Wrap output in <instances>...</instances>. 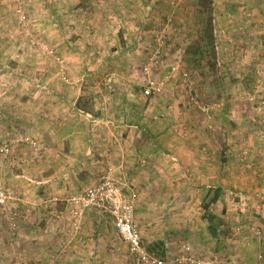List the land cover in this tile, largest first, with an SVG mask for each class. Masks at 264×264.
I'll use <instances>...</instances> for the list:
<instances>
[{
  "label": "rangeland",
  "instance_id": "obj_1",
  "mask_svg": "<svg viewBox=\"0 0 264 264\" xmlns=\"http://www.w3.org/2000/svg\"><path fill=\"white\" fill-rule=\"evenodd\" d=\"M78 1L72 0L73 5H77ZM87 1L90 2L86 7L93 14L94 26L106 18L101 16L103 10L110 11L113 4L125 2ZM148 1L147 5L141 3V6L152 9L157 2L168 4L170 14L167 12V21L164 22L167 29L173 28L174 23L190 27L191 33L186 39L198 41V44H192L196 62L183 63V53L177 47L182 33L175 27L166 34L162 33L163 37L149 36L153 46L150 59L142 66L140 78L130 82L137 88L140 98L117 94L115 97H99L97 91L101 86L88 80L90 91L80 95L76 103L92 116L103 114V120L141 122L144 118L151 119L153 134L163 130L165 121H169L170 127L179 132L183 126L192 131L191 125L196 121L210 122L216 126L218 138L224 134L227 124L231 128L239 127L238 131L233 128L226 147L220 142V149L223 154L232 149L230 155L234 169H241L246 174L256 172L260 162L257 152L259 154L261 146H264V0ZM65 2L71 7L69 0ZM82 2L80 0L76 7H82L79 6ZM86 17V14L79 15L81 21ZM153 18L154 15H148L149 21ZM109 20L111 28L116 27L113 15ZM24 28L28 29L27 21ZM12 35L0 28V43L16 42L17 35ZM76 35L75 31L67 34L69 39ZM166 43L168 48L163 52ZM42 50L55 56L53 49ZM8 61L0 63V89L1 85L5 89L15 85L13 76H9L11 81L7 79V70L12 72L10 69H14L12 60ZM56 61V73L60 81L66 82L69 79L63 76L66 74L64 61L60 58ZM29 66H26V71H30ZM46 83L47 78H44L42 86ZM20 86L24 87L23 94H19L21 96L0 94V105H24L23 112L15 116L0 111V189L5 197L0 203V264H132L106 214L87 210L78 222L80 228L72 225L67 200L80 195L103 176L118 182L124 194H138L135 207H139V200L145 197L146 211L136 208L134 224L142 245L150 253L166 264H178L177 259H184L181 257H185V261L208 257L214 241L208 238L211 235L207 230V220H204L207 214L203 205H207L208 213L219 219L218 230H228L220 209L210 203L215 190H211L201 201L200 223H187L180 216L167 215V211L180 208L162 205L159 184L156 183L159 174L155 170L160 169L161 161L153 158L145 164L130 154L144 144L148 132L137 134L139 138L126 152L129 157L122 160L116 157L115 150L104 153L101 152L104 148L86 143L82 144L84 149L81 148V153L70 154V146L61 141V135L58 138V130L54 141H50L52 135L49 136V133L53 130L49 125L52 114L48 109L57 108L60 111L57 112L58 119L65 122L71 117L67 106L77 95L62 98L45 92L37 95L38 91L34 93L36 83H29L27 79H23ZM146 89L151 91L149 96L144 95ZM116 104L126 111L115 110ZM32 105L41 109V125L35 129ZM146 105L151 109L147 117L143 113ZM66 115L69 117L66 118ZM56 140L59 143L55 145ZM48 145H53L55 150L46 151L44 147ZM154 145L160 155L168 152L162 143ZM86 152L89 154L86 155ZM170 163L176 164V161ZM140 187L146 190L141 191ZM238 193L241 192H236V195ZM251 194L241 193L234 199L239 202L241 197L245 204L261 200L256 194ZM248 207L246 205L244 209ZM196 210L191 208L190 213L195 216L189 217L195 221ZM180 231L189 234L186 238H178L176 233ZM191 231L201 234L194 237ZM186 248L189 250L186 251ZM185 261L183 263L191 264ZM212 261L236 264L224 256H216Z\"/></svg>",
  "mask_w": 264,
  "mask_h": 264
},
{
  "label": "crops",
  "instance_id": "obj_2",
  "mask_svg": "<svg viewBox=\"0 0 264 264\" xmlns=\"http://www.w3.org/2000/svg\"><path fill=\"white\" fill-rule=\"evenodd\" d=\"M69 1L71 7L65 0H0V28L14 34L12 36L17 35L16 42L0 43V63L6 64L5 61L12 60L14 69H10L12 72L7 70L9 73L7 79L9 82L11 81L9 76H13V83L18 85L7 89L2 88L1 85L0 94L21 96L19 94H23L24 87L20 86V82L27 79L29 83H36L34 93L38 91L37 95L42 92L59 98L77 95L67 106L71 117L66 115V118H69L65 122L58 119L57 112L60 111L57 108L48 109L52 114L49 117V125L53 130L49 133V136L52 135L50 141H54L58 130V138L61 135V141L67 142L70 146V154L81 153V148L84 147L82 144L86 143V145L93 144L104 148L103 151L99 150L104 153L115 150L118 154L116 157L122 160L123 157H129L126 152L139 138L137 134L148 132L146 139L143 140L144 144L132 150L130 154L134 159H138V162L145 164L153 158L161 161L160 169L155 170L159 174L156 183L159 184L162 205L173 209L180 208L167 211V215L180 216L183 222L187 223H200L199 209L202 199L211 190L219 192L215 206L220 209V214H223L224 225L228 230L226 232L218 230L215 236H208L211 242L214 241L208 257L204 259L195 257L194 260L186 261L208 262L215 260L216 256H224L236 264H264V146H261L262 151L259 154L257 152L260 162L256 172L250 171L246 174L241 169L238 171L233 168V158L230 155L232 149L226 151L228 154H223L220 149V142L225 143L224 147H226L228 139H231L233 128L238 131L239 127L231 128L227 124L224 134L218 138L216 126L211 125L210 122L196 121L191 125L192 131L183 126L179 132L170 127L169 121H165L166 125L161 126L163 130L153 134L154 125L151 119L144 118L141 122H115L103 120L101 113L92 116L89 112L82 113L75 107L78 97L90 91L88 80H91V84L98 83L101 86L97 91L99 97H115L117 94V96L140 98L137 88L130 82L140 78L142 66L150 59L153 46L149 36L163 37L162 33L166 34L167 31L176 27L175 30L178 29L182 33V40L177 43V47L183 53V63L188 65L196 62L192 44L196 42L198 44V41L186 39L191 33L190 27L181 26L178 23H174V27L170 29L164 26V22L167 21V12L170 14L166 2H157L156 7L152 9H146L148 0H125L123 3L113 4L110 6V11L102 9L100 14L106 18L95 23L94 26L91 18L93 14L86 7L90 2L83 0L79 5L82 7H76L80 4V0L75 6L72 0ZM141 3L146 5L141 6ZM81 14L87 15L86 20H80ZM111 15L116 20L114 28L110 26ZM148 15L151 17L154 15L152 21L148 20ZM155 15L160 21L159 24ZM26 21L28 29L24 28ZM69 31H75L77 35L69 39L67 36ZM85 32L87 34L84 36ZM28 37H32V40ZM167 44L164 45L163 52L167 50ZM43 48L53 49L55 56L47 55ZM57 58L64 61L67 75L63 76L69 79L64 81L65 84L62 80L60 81L56 73ZM26 66H29L30 71L25 70ZM35 74L36 78H34ZM44 78H47L46 86H42ZM32 106V122L35 129L41 125V109ZM23 108L24 105L21 103L0 105V111L13 113L14 116L23 112ZM114 108L122 111L124 109L117 104ZM150 110L148 105L144 107L145 117ZM57 143H59L58 140L55 145ZM154 143H162L168 152L160 155ZM74 147L77 150L74 151ZM44 148L46 151L55 150L53 145ZM87 154L89 152H86ZM169 160H175L176 164H171ZM99 170L102 171L101 168ZM143 183L140 184L144 186ZM144 188L140 187L141 191H145ZM239 191L250 192L253 196L256 194L255 196H259L261 200L245 204L239 197V202H236L234 197L241 194L236 195ZM144 198L141 197L139 207H135V210L139 208L146 211ZM246 205H249L247 210L244 209ZM191 208L198 209L196 221L189 218L195 216L191 215ZM143 234L148 238L147 234ZM176 234H179L178 238H186L189 232L180 231ZM191 234L195 237L200 236L201 232L191 231ZM181 258L184 259L176 261L178 264H185L183 262L186 258Z\"/></svg>",
  "mask_w": 264,
  "mask_h": 264
},
{
  "label": "built area",
  "instance_id": "obj_3",
  "mask_svg": "<svg viewBox=\"0 0 264 264\" xmlns=\"http://www.w3.org/2000/svg\"><path fill=\"white\" fill-rule=\"evenodd\" d=\"M150 85L152 86V83ZM150 94V89L144 91L145 96ZM4 199L0 189V203H3ZM135 201L134 193L124 194L118 182L103 176L99 182L87 187L80 195L68 199L67 206L73 219L72 225L76 229L80 228L78 222L81 221L85 211L95 210L106 214L111 219L112 226L132 264H166L142 245L140 234L134 224ZM188 250L189 248H186V251ZM189 262L191 264H222L216 261Z\"/></svg>",
  "mask_w": 264,
  "mask_h": 264
},
{
  "label": "trees",
  "instance_id": "obj_4",
  "mask_svg": "<svg viewBox=\"0 0 264 264\" xmlns=\"http://www.w3.org/2000/svg\"><path fill=\"white\" fill-rule=\"evenodd\" d=\"M202 1H204V0H202ZM75 107H76V109L78 111H80L82 113H87L88 112V111L84 110L83 108H81L79 106V104H77V103H76V106ZM213 194L214 195H213L210 203L215 204L216 201H217V199H218V197H219L218 190L214 191ZM203 208H204L205 214H207L204 217V220L206 219L207 220V224H208L207 225V230L209 231V233H210L211 236H215V234L217 233L218 228H219V226H220L221 223H220L219 219L216 216L212 215L211 213H208L209 210L207 208V205H203Z\"/></svg>",
  "mask_w": 264,
  "mask_h": 264
}]
</instances>
